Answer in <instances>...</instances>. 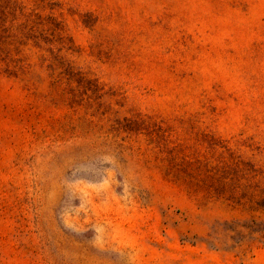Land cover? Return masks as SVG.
Masks as SVG:
<instances>
[{
	"label": "rangeland",
	"instance_id": "rangeland-1",
	"mask_svg": "<svg viewBox=\"0 0 264 264\" xmlns=\"http://www.w3.org/2000/svg\"><path fill=\"white\" fill-rule=\"evenodd\" d=\"M0 264H264V0H0Z\"/></svg>",
	"mask_w": 264,
	"mask_h": 264
}]
</instances>
